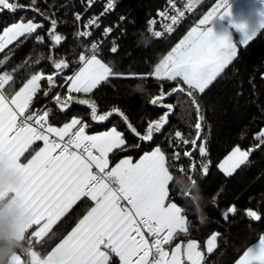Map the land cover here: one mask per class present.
I'll use <instances>...</instances> for the list:
<instances>
[{
    "label": "trees",
    "instance_id": "obj_1",
    "mask_svg": "<svg viewBox=\"0 0 264 264\" xmlns=\"http://www.w3.org/2000/svg\"><path fill=\"white\" fill-rule=\"evenodd\" d=\"M88 1L3 0L0 35L13 24H33L0 52V76L10 73L1 87L3 96L11 100L39 75L25 115L43 108L50 126L77 118L89 134L115 129L124 145L109 155L110 166L159 149L171 176L166 201L176 204L186 219V232L176 240L197 242L204 253L201 264H233L252 244L264 241V138H255L264 127V28L239 45L229 65L198 93L180 80H154L151 73L216 0H203L160 40L147 35L146 22L166 0H122L84 39L75 17L84 13ZM121 16V28L111 36L116 50L106 40L98 57L109 75L89 93L68 91L67 82L88 59L90 46ZM234 148L248 158L225 176L218 165ZM36 149L31 146L22 160ZM91 205L79 201L40 241L32 237L33 226L17 242L0 223V264L13 254L21 264L30 263L31 252L45 257ZM211 235H216V245L206 253ZM107 264L118 260L110 254Z\"/></svg>",
    "mask_w": 264,
    "mask_h": 264
},
{
    "label": "crops",
    "instance_id": "obj_2",
    "mask_svg": "<svg viewBox=\"0 0 264 264\" xmlns=\"http://www.w3.org/2000/svg\"><path fill=\"white\" fill-rule=\"evenodd\" d=\"M263 8L264 0H216L153 68L151 78L180 80L202 93L233 60L237 47L248 44L264 28ZM32 27L31 22L9 26L1 34L6 47ZM108 75V67L98 57L87 59L68 80L67 90L89 93ZM9 78L10 73L2 74L0 82L5 84ZM39 78L30 79L11 100L0 90V223L17 242L33 226L32 237L40 241L79 201L86 199L92 205L45 257L31 252L29 264H107L110 254L118 264H131V225L141 216L159 229H169L170 236L168 246L151 262L144 257L137 264H201L204 253L197 242L176 240L186 232V219L176 204L166 201L171 176L159 149L110 166L109 155L124 145L121 135L111 128L96 134L84 131L77 139L78 144L90 142L97 158L70 151L52 159L58 142L80 123L77 118L61 127L48 125L43 133L29 128L7 138L20 124V117L29 116L25 109ZM255 138H264V127ZM33 145L36 151L23 161ZM247 158L246 152L234 148L218 169L229 176ZM94 170L107 172L112 183L102 181L85 194ZM212 236L205 243L206 253L215 248L216 235ZM21 263L17 254L7 262ZM233 264H264V241L252 244Z\"/></svg>",
    "mask_w": 264,
    "mask_h": 264
},
{
    "label": "built area",
    "instance_id": "obj_3",
    "mask_svg": "<svg viewBox=\"0 0 264 264\" xmlns=\"http://www.w3.org/2000/svg\"><path fill=\"white\" fill-rule=\"evenodd\" d=\"M122 0H90L87 3L84 13L76 15L78 22V36L88 39L92 36L94 29L100 26L101 20L112 13L116 6ZM203 2V0H166L154 16L146 22L147 35L155 40L164 39L170 36L185 19ZM261 5V3H260ZM92 6H99L96 12H91ZM87 14L90 12V14ZM262 20L264 22V8L262 9ZM124 17H119L112 25L107 26L101 33L99 40L94 42L89 49L88 59L96 58L100 55V48L106 40H110L112 44V52L116 50L115 39H111L112 33L121 28ZM121 33L123 30L121 29ZM6 48V38L0 36V52ZM2 83L0 82V90ZM48 126L47 116L44 109H40L31 113L28 117H20V124L15 125L9 132L7 138L9 140L15 138L20 132L29 128L37 133H43ZM84 132V125L79 123L76 128L63 140L59 141L54 152L51 154L52 159L70 151H77L81 156H90L97 158L98 153L93 149L88 141L77 143V139ZM112 183L111 177L107 172L94 170L92 178L84 188L87 194L90 190L100 182ZM170 236L169 229H159L156 223L149 220L145 216H141L134 220L131 225L130 239L132 243V254L130 263L137 264L144 257L151 262L155 256L163 250L168 243Z\"/></svg>",
    "mask_w": 264,
    "mask_h": 264
},
{
    "label": "rangeland",
    "instance_id": "obj_4",
    "mask_svg": "<svg viewBox=\"0 0 264 264\" xmlns=\"http://www.w3.org/2000/svg\"><path fill=\"white\" fill-rule=\"evenodd\" d=\"M3 4H4L3 0H0V6L3 5ZM157 150H158V149H157ZM213 236H214V235H213ZM213 236H212V237H213Z\"/></svg>",
    "mask_w": 264,
    "mask_h": 264
},
{
    "label": "bare ground",
    "instance_id": "obj_5",
    "mask_svg": "<svg viewBox=\"0 0 264 264\" xmlns=\"http://www.w3.org/2000/svg\"><path fill=\"white\" fill-rule=\"evenodd\" d=\"M99 40V39H98Z\"/></svg>",
    "mask_w": 264,
    "mask_h": 264
}]
</instances>
